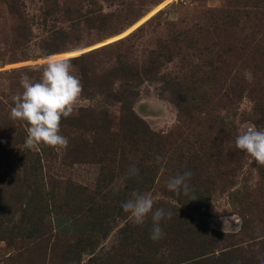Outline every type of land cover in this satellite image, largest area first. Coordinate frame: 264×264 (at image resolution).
I'll return each instance as SVG.
<instances>
[{
	"label": "rangeland",
	"instance_id": "rangeland-1",
	"mask_svg": "<svg viewBox=\"0 0 264 264\" xmlns=\"http://www.w3.org/2000/svg\"><path fill=\"white\" fill-rule=\"evenodd\" d=\"M98 10L107 22L87 24ZM56 28L68 37L48 55ZM127 32L83 53L99 51L83 65L159 66L132 104L147 134L119 121L117 106L109 125L93 118L100 102L89 88L72 114L85 121L60 124L66 148H27V125L10 119L21 76L38 81L36 66ZM71 64L80 79L83 65ZM249 124L264 130V0H0V264H194L201 254L199 264H264V167L235 147ZM186 171L188 196L169 191V177ZM133 192L172 213L162 238H150L151 214L136 225L118 208ZM216 235L227 238L203 244Z\"/></svg>",
	"mask_w": 264,
	"mask_h": 264
},
{
	"label": "clouds",
	"instance_id": "clouds-1",
	"mask_svg": "<svg viewBox=\"0 0 264 264\" xmlns=\"http://www.w3.org/2000/svg\"><path fill=\"white\" fill-rule=\"evenodd\" d=\"M41 67L42 75L38 81H32L26 74L21 76L23 91L13 97L10 119L27 125V148L34 149L39 145L66 148L68 139L60 134L61 120L73 114L83 85L72 74V64L68 59H49L45 65L36 66L37 69ZM235 147L246 153L257 165L264 167V130H258L252 124L247 125L236 136ZM156 161L160 163L161 157L157 156ZM138 172L139 169L133 165L128 174L134 176ZM192 175L191 171H186L169 177L166 183L168 190L177 195H187L190 190L188 178ZM153 205L151 194L133 192L132 198L123 203L122 208L130 214L131 222L136 225L144 224L151 214L150 238L155 241L164 235L160 222L166 217L171 219L172 213L163 208L153 211Z\"/></svg>",
	"mask_w": 264,
	"mask_h": 264
},
{
	"label": "trees",
	"instance_id": "trees-1",
	"mask_svg": "<svg viewBox=\"0 0 264 264\" xmlns=\"http://www.w3.org/2000/svg\"><path fill=\"white\" fill-rule=\"evenodd\" d=\"M49 11L51 10L48 9L46 11L47 14H52ZM80 13L81 12L78 11L77 14L81 15ZM86 13L87 14L83 15L84 21L87 24H90L91 26L93 25V27H95L94 25H102L103 23L107 22L106 20L108 18V14L103 13L101 10H98L97 12L86 11ZM68 32L69 31L65 28H56L54 30H51L49 34L50 36L43 41L45 44L43 48L48 55L60 50V48H58L59 44L63 43L65 39H67ZM98 53L99 51H94L88 54L71 56L66 59L70 60V62L72 63H76L82 66L84 61L87 60V58L96 56ZM169 60L170 59L168 58L166 61ZM124 67L125 68L122 69L121 72H119L118 74H115L117 68L113 69L115 70V73L113 71H109L105 74L103 73L97 74L91 69L85 68V66L83 65V68L81 69L80 72V81L83 85V91H87L89 88H91L92 91L86 92L87 97L97 98L98 102H100V111H98L96 114L92 113L93 118L96 117V119L98 118L101 121V123L105 122L107 123V125H109L114 120V118L111 116V113L109 112V108L113 106H117L120 115L118 116L119 121H121L122 123L125 122L132 125L135 130L136 129L139 130V132H137L139 134H147L145 125H142L143 123L142 120L135 116L133 112L132 104L135 100V97L138 96L137 87L145 80L153 79L156 76V74L159 73L158 70L159 66L149 62L148 64L142 65L140 67L133 65H126V64H124ZM115 79H119L120 81L117 87H114ZM81 115L86 116V114L80 113L77 116L71 115L68 118H62L61 125L62 124L70 125L73 123L82 124L85 120H81L80 118ZM26 167H29L30 170H34V171L41 169V165L38 164H36L35 166L29 164L24 168ZM137 176L135 175V179H134V182L138 184V187L136 189L142 187L139 186L140 181L144 182L140 177L139 173L137 174ZM38 194L40 196V192H38ZM125 194H129V193L126 191ZM121 207L122 206H118V208ZM196 211H197V215H200L199 210ZM95 225L96 227H98L97 230L100 229L103 230L104 232L108 231L107 225L102 224L101 220L96 221ZM221 235L222 234H220V236ZM225 239L223 236L221 238H219L217 235L216 237L211 236L210 239L209 238L207 240L203 239V244L207 242L208 244L213 243L214 245H216L217 243L224 241ZM203 257L206 259L204 262H206L208 260V258L206 257L208 256H202L201 254L198 258L193 260V263L199 264L201 259L203 261Z\"/></svg>",
	"mask_w": 264,
	"mask_h": 264
},
{
	"label": "water",
	"instance_id": "water-1",
	"mask_svg": "<svg viewBox=\"0 0 264 264\" xmlns=\"http://www.w3.org/2000/svg\"><path fill=\"white\" fill-rule=\"evenodd\" d=\"M145 20H146V19H145ZM145 20H144V21H145ZM141 23H142V22H141ZM139 25H140V24H139ZM128 33H130V32H127V33L124 34L123 36H120V37H118V38H116V39H112V40H110V41L103 42L102 44H100V45H98V46H95V47H93V48H91V49H86V50H84V51H80L78 54H75L74 56L81 55V54L86 53V52H88V51H90V50H92V49H95V48H98V47H102V46H104V45H108V44H110V43H112V42L118 41V40L124 38Z\"/></svg>",
	"mask_w": 264,
	"mask_h": 264
},
{
	"label": "snow or ice",
	"instance_id": "snow-or-ice-1",
	"mask_svg": "<svg viewBox=\"0 0 264 264\" xmlns=\"http://www.w3.org/2000/svg\"><path fill=\"white\" fill-rule=\"evenodd\" d=\"M69 55H71V54H69Z\"/></svg>",
	"mask_w": 264,
	"mask_h": 264
}]
</instances>
